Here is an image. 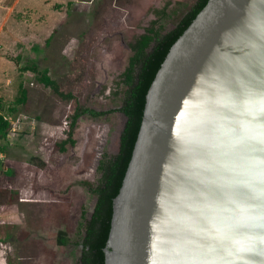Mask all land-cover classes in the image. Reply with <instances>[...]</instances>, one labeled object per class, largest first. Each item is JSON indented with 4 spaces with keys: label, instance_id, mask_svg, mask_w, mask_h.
<instances>
[{
    "label": "water",
    "instance_id": "obj_1",
    "mask_svg": "<svg viewBox=\"0 0 264 264\" xmlns=\"http://www.w3.org/2000/svg\"><path fill=\"white\" fill-rule=\"evenodd\" d=\"M104 257L264 264V0H209L170 48L146 95Z\"/></svg>",
    "mask_w": 264,
    "mask_h": 264
},
{
    "label": "rangeland",
    "instance_id": "obj_2",
    "mask_svg": "<svg viewBox=\"0 0 264 264\" xmlns=\"http://www.w3.org/2000/svg\"><path fill=\"white\" fill-rule=\"evenodd\" d=\"M172 1L0 0L2 105L13 106L20 85L28 90L27 104L19 106L17 114H9L11 129L7 139L0 140V264H60L65 260L77 264L78 248L59 245L58 233L65 232L71 244L82 236L84 217L73 230L67 219L75 197L85 198L86 218L93 205L85 183L95 184L99 179V172L93 177L86 174L96 136L104 133L101 149L113 155L124 125L119 113L98 119L82 117L74 130L75 145L67 144L61 151L76 102L58 97L39 84L33 73L20 68L36 61L80 106L98 111L119 107L123 96L115 95L117 72L127 68L132 52L116 34L123 32L128 44L134 28L143 23L142 16ZM174 1L175 9L193 2ZM161 23L172 27L167 17ZM118 54L121 58L114 67ZM33 156L45 163L43 168L31 164Z\"/></svg>",
    "mask_w": 264,
    "mask_h": 264
},
{
    "label": "trees",
    "instance_id": "obj_3",
    "mask_svg": "<svg viewBox=\"0 0 264 264\" xmlns=\"http://www.w3.org/2000/svg\"><path fill=\"white\" fill-rule=\"evenodd\" d=\"M208 1L193 0L190 9L183 14V17L175 23L173 28L166 30L163 25L156 27L155 22L144 34L130 43L132 55L118 82L119 90L115 93L116 96L122 94V103L119 107L111 110L98 111L80 106L77 98L72 93L62 92L58 83L49 76L48 70H41L36 61H29L26 66L20 68L21 72L33 73L39 84L50 88L58 97L76 102L74 112L70 116L68 138L60 144L61 151H65L67 144L75 145L73 134L80 118L87 116L97 119L115 112H120L127 118L119 137L117 152L111 156H105L100 166L101 176L98 182L90 187L97 201L91 219H85L86 217L83 216L85 235L80 232L82 236L79 239L83 240L80 259L82 264H104V248L110 232L113 200L119 193L132 156L143 118L147 92L172 45ZM27 101L28 90L22 85H20L19 96L13 106L5 107L0 99V140L7 139L11 129L12 123L9 114H17L18 107L26 105ZM37 160L38 158L33 156L30 162L39 168H43L45 163L42 160H38L39 163H37ZM85 184L88 185V183ZM69 242L70 239L65 232L60 231L57 236V243L66 246ZM76 245H80V241Z\"/></svg>",
    "mask_w": 264,
    "mask_h": 264
},
{
    "label": "flooded vegetation",
    "instance_id": "obj_4",
    "mask_svg": "<svg viewBox=\"0 0 264 264\" xmlns=\"http://www.w3.org/2000/svg\"><path fill=\"white\" fill-rule=\"evenodd\" d=\"M192 3L193 2H191L190 4L186 5L185 7L181 8V9H175L174 7H172V6H176V2L174 0L172 1V3L170 2L169 5L165 4L164 7H162V8L159 7L156 4V6H158V7L152 8V10L149 13V16H142L141 20L143 21V23H141L140 25H137V26H140V28H138V29L134 28L135 32H133L130 35V41H129L128 44L125 43V34L123 32H118V34H116L117 35L116 37H118L120 39V42H121V44H122V46L124 48L130 50V46H129L130 43L133 42L137 37H139L142 34H144L146 32V30L149 29L152 26L153 23L156 22V24H155L156 27H159L160 25H163L166 30H169V29H167L165 27L164 24L161 23V20L163 18H165V20H166V17H167V20L171 21V23H172V27L171 28H173L175 23H177V21L180 20L183 17V14L186 13L188 9H190ZM168 6H170L169 9H168ZM163 11H164V13H163ZM131 19H132V21L136 20L134 17H132ZM139 20H137L135 24H138ZM114 54L117 55V52H115ZM117 57H118L117 60L114 61V64H113L114 67H116V62L120 61L121 54H118ZM124 71L125 70H123L120 73L117 72V75H118V80L116 81V87L117 88H118V82L120 81L121 75L124 73ZM115 113L122 114L120 112H115ZM122 116L125 119V116L123 114H122ZM122 130H123V127H122ZM122 130L120 131V134H121ZM119 137H120V135H119ZM103 143H105V135H104V133L97 134V136H96V147L94 145V147L92 148V150H91L92 156L88 160L89 165L87 166L88 170L86 172V174H88V177L89 176L93 177L94 173L99 172V178H100V176H101V173H100L101 162L105 158V156H111L110 154H104V152L102 151L101 148L103 146ZM97 182H98V180H97ZM95 184H92V183H89V182H88V185H90V186L85 184V186L88 189V193H90L94 197V202H93V205L90 208L89 216L87 218H85V219H88V220L91 219V216L94 213V209H95V205H96V201H97L96 196L94 194H92V191L90 189V187L92 185H95ZM72 197H70L71 198L70 202L72 201ZM78 199H77V197L74 198V202H73V205H72L73 206L72 214L69 215V217L67 219V223L69 224V229L70 230H73L75 228V226L77 225L78 219L83 218V216H85V211L82 210V205L85 202V198L81 197L79 200ZM81 225H82L81 232H82L83 235H85V232H84L85 220H84L83 223H81ZM78 241H80V245H76V243ZM82 243H83V240H77L74 244H71V240H70L69 244L66 245V246H73V247L78 248L77 264H82L80 262V259L82 257V250H83V244ZM60 264H71V263H70L69 260H65V261H61Z\"/></svg>",
    "mask_w": 264,
    "mask_h": 264
}]
</instances>
